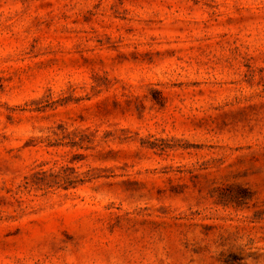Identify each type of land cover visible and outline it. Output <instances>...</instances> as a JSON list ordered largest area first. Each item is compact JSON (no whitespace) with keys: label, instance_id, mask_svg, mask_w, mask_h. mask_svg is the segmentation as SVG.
I'll list each match as a JSON object with an SVG mask.
<instances>
[{"label":"rangeland","instance_id":"374dc122","mask_svg":"<svg viewBox=\"0 0 264 264\" xmlns=\"http://www.w3.org/2000/svg\"><path fill=\"white\" fill-rule=\"evenodd\" d=\"M0 264H264V0H0Z\"/></svg>","mask_w":264,"mask_h":264}]
</instances>
